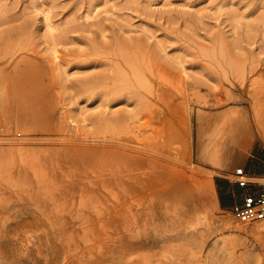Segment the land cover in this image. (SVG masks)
I'll return each mask as SVG.
<instances>
[{
	"label": "rangeland",
	"instance_id": "obj_1",
	"mask_svg": "<svg viewBox=\"0 0 264 264\" xmlns=\"http://www.w3.org/2000/svg\"><path fill=\"white\" fill-rule=\"evenodd\" d=\"M0 128V264H264V0H0Z\"/></svg>",
	"mask_w": 264,
	"mask_h": 264
},
{
	"label": "built area",
	"instance_id": "obj_2",
	"mask_svg": "<svg viewBox=\"0 0 264 264\" xmlns=\"http://www.w3.org/2000/svg\"><path fill=\"white\" fill-rule=\"evenodd\" d=\"M6 139L0 128V141ZM233 175V182L244 191L233 208L235 218L243 224L264 222V170L261 174H251L244 167H237Z\"/></svg>",
	"mask_w": 264,
	"mask_h": 264
},
{
	"label": "crops",
	"instance_id": "obj_3",
	"mask_svg": "<svg viewBox=\"0 0 264 264\" xmlns=\"http://www.w3.org/2000/svg\"><path fill=\"white\" fill-rule=\"evenodd\" d=\"M255 174H261V172H255ZM219 188H220V185H219ZM221 189V188H220ZM240 192V191H239ZM244 194V191L240 193V198H239V201L241 200L242 196ZM219 201L220 203H222L223 205H225L226 207H231V199H230V196L229 195H226L224 192H221L220 196H219ZM237 202V203H238Z\"/></svg>",
	"mask_w": 264,
	"mask_h": 264
}]
</instances>
